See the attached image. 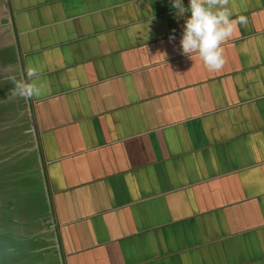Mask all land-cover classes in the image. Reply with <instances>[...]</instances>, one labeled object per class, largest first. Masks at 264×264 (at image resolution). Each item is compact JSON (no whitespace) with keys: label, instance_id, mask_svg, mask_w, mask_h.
<instances>
[{"label":"crops","instance_id":"1","mask_svg":"<svg viewBox=\"0 0 264 264\" xmlns=\"http://www.w3.org/2000/svg\"><path fill=\"white\" fill-rule=\"evenodd\" d=\"M171 5L0 0V170L43 207L11 264H264V0L219 71ZM28 64L50 91L9 99Z\"/></svg>","mask_w":264,"mask_h":264},{"label":"clouds","instance_id":"2","mask_svg":"<svg viewBox=\"0 0 264 264\" xmlns=\"http://www.w3.org/2000/svg\"><path fill=\"white\" fill-rule=\"evenodd\" d=\"M230 2L231 0H189V4L185 6L183 0H172L171 6L176 10V16L184 18L180 39L181 54L189 59L198 55L209 71L223 68L225 58L222 45L233 37L239 25H247L246 16L238 15L233 18ZM186 13L190 15L186 16ZM169 40H175L174 33ZM25 73H21L19 78L14 74L7 76L12 85L9 99H35L50 91L48 83L40 80L37 67L28 64Z\"/></svg>","mask_w":264,"mask_h":264},{"label":"rangeland","instance_id":"3","mask_svg":"<svg viewBox=\"0 0 264 264\" xmlns=\"http://www.w3.org/2000/svg\"><path fill=\"white\" fill-rule=\"evenodd\" d=\"M12 156V155H11ZM3 158V157H2ZM2 162V161H1ZM3 165H0V168ZM2 169L0 170V264H11V261L16 256V250L3 249V246L15 244V234L13 229L15 227L10 221L14 218L15 214L19 213L21 210L25 211L30 207V215H34L35 212L40 214L43 212L42 203L40 200L31 201L32 190L30 187L28 190H23L22 193H19V196L14 195L16 192L15 180L18 177V174L11 173L10 177H6L2 174ZM5 186V187H4ZM4 195V197H2ZM39 196V194H37ZM27 212V213H28ZM49 224L48 220H45ZM8 260V261H7ZM7 261V262H6ZM6 262V263H4Z\"/></svg>","mask_w":264,"mask_h":264}]
</instances>
